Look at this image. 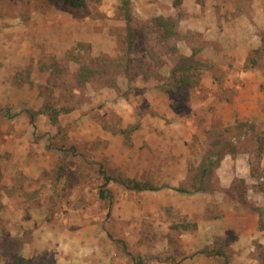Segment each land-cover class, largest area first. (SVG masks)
<instances>
[{
	"label": "rangeland",
	"instance_id": "1",
	"mask_svg": "<svg viewBox=\"0 0 264 264\" xmlns=\"http://www.w3.org/2000/svg\"><path fill=\"white\" fill-rule=\"evenodd\" d=\"M209 1L218 33L194 23L161 41V15L143 19L135 0H0V264H65L80 235L143 264L242 257L234 229L220 233L221 206L241 205L245 224L255 208L242 175L223 187L220 172L243 158L263 175L264 0ZM247 38L252 103L224 59Z\"/></svg>",
	"mask_w": 264,
	"mask_h": 264
},
{
	"label": "crops",
	"instance_id": "2",
	"mask_svg": "<svg viewBox=\"0 0 264 264\" xmlns=\"http://www.w3.org/2000/svg\"><path fill=\"white\" fill-rule=\"evenodd\" d=\"M208 1L209 0H207V2ZM174 2L175 0H135L133 8L139 12L143 19H147L150 16L156 15H161L163 17H175L177 15L176 10H183L185 13H188L187 17L178 19V30L183 34L191 28L196 29L194 27V23L201 24L200 26L203 27L208 36H210L211 33H216L218 31L217 26L219 22L217 20V16H214V14L211 13L212 5L210 1L207 3L205 0H203V2H199L197 0H180L176 4ZM204 3L207 4L205 5ZM150 10H152V13H147V11ZM199 10H203L204 12L207 11L208 13L199 18L196 15L197 11ZM192 11H194V13ZM200 20L202 23H200ZM241 32L244 33V29H241ZM247 36L249 35L247 34ZM82 40L90 41V38L84 36V39ZM247 43L248 45L246 48L244 46L238 48V54H225L224 59L226 61H234L235 67H237V69L231 72H235L236 75H239L244 81L243 87H241L240 84L237 85L238 89L243 88L246 92H252V96H248V101L250 102L253 97V92L256 90L257 79L255 77L256 75L259 76V74L257 71H255V69H243L244 64L250 56V54L245 52L248 51L250 47L254 48L252 46L254 45L253 39L250 40V38H247ZM249 45L251 46L249 47ZM185 55L188 56L189 54ZM214 55L215 54H211V57L214 58ZM250 103H252V101ZM242 159H240L241 168H237L238 159H233L231 170L228 169V166L226 169L221 168L220 175L222 177L220 181L223 184V187H225L224 183L227 184L230 182V180L233 178V175H242V177L245 179V182L248 184L247 199H249V203L255 208V213L251 215V222L245 224L241 220H243V216H245L246 212L242 209L241 205L240 207H238L239 204L236 206L233 205L231 209H228V205L223 204L221 206L223 210L222 216L218 219V223L222 224V230L220 233L234 229L235 234L239 235V238L236 240L233 247H235L234 249L238 251L239 255L242 254V257L234 258L231 264H264V258H260L255 253V249H257L256 245H261V248L264 250V224L263 228H259L257 222L259 218V212H262L264 216V191L262 189V181H264V156L260 160V170L263 175L257 179V181L249 177L248 170L245 169L244 161ZM229 172L231 174H229ZM166 186H175V183L171 182ZM141 215L142 213L136 212L135 218L141 217ZM81 238L84 239L83 246H79ZM102 238V236L96 237V239ZM91 239H93V236L80 235V237H73L70 246L67 247V253L71 254V258H68V261L65 262V264H135L131 256H139L142 258L141 252L137 251V254H133L131 251L125 250L124 254H121L118 250H114L112 245L109 243L105 245L96 244L94 247H92L90 244ZM153 243L154 241H152V244Z\"/></svg>",
	"mask_w": 264,
	"mask_h": 264
},
{
	"label": "trees",
	"instance_id": "3",
	"mask_svg": "<svg viewBox=\"0 0 264 264\" xmlns=\"http://www.w3.org/2000/svg\"><path fill=\"white\" fill-rule=\"evenodd\" d=\"M66 2H69V3H72L74 5H77V6H80L82 5L86 0H64ZM124 1V0H123ZM126 1V0H125ZM180 0H175V4L178 3ZM153 21L154 23L156 24L157 26V29L160 30V38H161V41L163 40H167L168 38L174 36V34L177 33V30H178V20L171 16L169 17H163V16H158V17H154L153 18ZM127 22H128V19H127ZM128 26V34H129V37L131 36V28H130V25H127ZM261 42L262 44L264 45V39L261 38ZM176 71H171V76H174V73ZM179 81L180 82H183V85H185L186 87L190 85V82L189 80H187L185 77L181 76V78H179ZM195 84V82H194ZM191 86V85H190ZM37 112H29L30 114V118L32 120V118L34 117V115L36 114ZM51 119L52 121L54 122L55 119H56V114L55 115H52L51 116ZM262 176V175H261ZM260 176V177H261ZM204 177V175H203ZM264 178V176H263ZM109 179H114V178H110L109 176H106L105 177V180H109ZM203 179V178H202ZM121 183H123L126 187L128 188H131V189H135V190H143V189H146V187L144 186H141L138 182H135V183H132V184H129V182H125L123 180H119ZM157 187H149V189L153 190V189H156ZM263 191H264V187L262 188ZM178 191H184L182 189L178 190ZM102 196V193L100 194ZM131 258L133 259L134 263L135 264H143V261H142V258L139 257V256H131Z\"/></svg>",
	"mask_w": 264,
	"mask_h": 264
}]
</instances>
